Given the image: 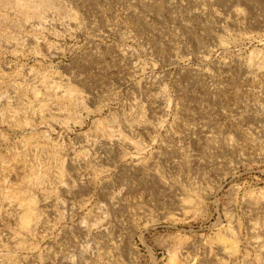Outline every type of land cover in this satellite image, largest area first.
I'll return each instance as SVG.
<instances>
[{
    "label": "rangeland",
    "instance_id": "374dc122",
    "mask_svg": "<svg viewBox=\"0 0 264 264\" xmlns=\"http://www.w3.org/2000/svg\"><path fill=\"white\" fill-rule=\"evenodd\" d=\"M263 60L264 0H0V264H264Z\"/></svg>",
    "mask_w": 264,
    "mask_h": 264
},
{
    "label": "bare ground",
    "instance_id": "6f19581e",
    "mask_svg": "<svg viewBox=\"0 0 264 264\" xmlns=\"http://www.w3.org/2000/svg\"><path fill=\"white\" fill-rule=\"evenodd\" d=\"M15 5H17V4H15ZM28 6L26 5V3H20L19 5H17L18 9L20 11H22V13L24 14L23 16H25V17L37 16V12L39 13L38 10L42 11L45 8L49 9L48 4H41L40 6H38V9H35L33 11H30ZM31 203H33V202H31ZM35 217L36 216L34 214H32L30 217L19 219V222H18L19 228L21 230H24V231H29L30 224L35 219ZM217 239L219 240V242L221 243V245L225 249H228L229 254H234L236 252V245H235V241L233 239H225L223 237H219ZM175 256L176 255H175L174 251L170 252V261L169 262L171 264H180L176 260Z\"/></svg>",
    "mask_w": 264,
    "mask_h": 264
}]
</instances>
